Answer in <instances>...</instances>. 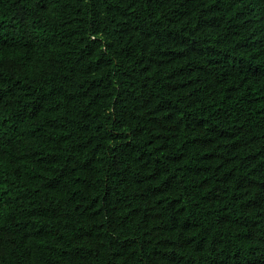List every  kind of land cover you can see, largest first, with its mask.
<instances>
[{
  "label": "trees",
  "instance_id": "trees-1",
  "mask_svg": "<svg viewBox=\"0 0 264 264\" xmlns=\"http://www.w3.org/2000/svg\"><path fill=\"white\" fill-rule=\"evenodd\" d=\"M0 264H264V0H0Z\"/></svg>",
  "mask_w": 264,
  "mask_h": 264
}]
</instances>
